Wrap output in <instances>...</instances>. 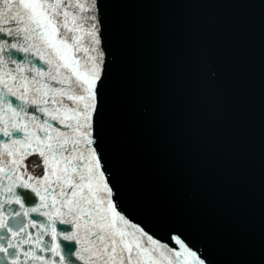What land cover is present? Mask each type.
Masks as SVG:
<instances>
[{"label":"water","instance_id":"95a60500","mask_svg":"<svg viewBox=\"0 0 264 264\" xmlns=\"http://www.w3.org/2000/svg\"><path fill=\"white\" fill-rule=\"evenodd\" d=\"M101 10L95 136L120 210L209 264H264V0Z\"/></svg>","mask_w":264,"mask_h":264},{"label":"snow or ice","instance_id":"6c2138e0","mask_svg":"<svg viewBox=\"0 0 264 264\" xmlns=\"http://www.w3.org/2000/svg\"><path fill=\"white\" fill-rule=\"evenodd\" d=\"M101 4L0 0V259L209 264L179 234L156 239L114 199L95 136Z\"/></svg>","mask_w":264,"mask_h":264}]
</instances>
